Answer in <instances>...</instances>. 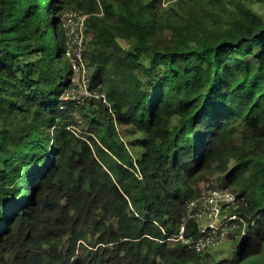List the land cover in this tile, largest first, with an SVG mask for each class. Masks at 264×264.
Segmentation results:
<instances>
[{"label": "trees", "instance_id": "16d2710c", "mask_svg": "<svg viewBox=\"0 0 264 264\" xmlns=\"http://www.w3.org/2000/svg\"><path fill=\"white\" fill-rule=\"evenodd\" d=\"M157 1L0 0V264H264V0H207L214 30ZM71 11L106 104L62 98ZM213 175L238 199L229 256L168 241L198 234Z\"/></svg>", "mask_w": 264, "mask_h": 264}, {"label": "built area", "instance_id": "2783aa9c", "mask_svg": "<svg viewBox=\"0 0 264 264\" xmlns=\"http://www.w3.org/2000/svg\"><path fill=\"white\" fill-rule=\"evenodd\" d=\"M103 16V12L99 14ZM89 15L77 11L67 12L63 16V28L66 31L69 58L74 70V87L67 91L62 98L77 103L86 100H101L107 103L103 85L92 81L84 52L90 43L87 25ZM237 196L230 189L208 188L203 196L194 200L190 205L188 220L194 221L199 230V236L185 235V225L179 234L171 235L168 241L183 242L199 252H205L223 242L230 232L239 227L241 218L233 211L238 208ZM231 211L228 216V212Z\"/></svg>", "mask_w": 264, "mask_h": 264}, {"label": "rangeland", "instance_id": "374dc122", "mask_svg": "<svg viewBox=\"0 0 264 264\" xmlns=\"http://www.w3.org/2000/svg\"><path fill=\"white\" fill-rule=\"evenodd\" d=\"M226 3L233 1V2H238V0H225ZM159 4H163V7L165 9H175V17L171 18L170 20H167L166 17L162 18L163 23H171L173 25H184L188 21H195L198 23H201L203 27H205L207 30H214V29H221L220 27L226 25L225 20L226 18L229 17V15H225L223 20L220 21V23L217 25L213 23V18L217 12L221 14V10L223 7L219 5L218 3H215L213 1L208 2L207 0H191L190 2H184L183 0H158L157 1ZM182 2V3H179ZM157 3V4H158ZM181 4V5H180ZM156 5V4H155ZM253 11L259 15V16H264V7H262L259 4H254L252 6ZM79 120V119H78ZM84 120V119H82ZM79 123L80 126L76 127V131L78 134L81 136H86L87 133V127L85 125V122L80 120ZM118 127V126H117ZM118 130L123 132V129L119 126ZM123 140L124 141H129V138H124L123 135ZM139 150L134 152V155H138ZM218 175H213L210 177V180L206 183H202L199 188H196L199 192L207 190L206 188H211L214 187L217 188L219 187V183L217 182ZM233 191V188L231 189ZM235 192V191H233ZM204 193V192H202ZM236 194V193H235ZM237 196V194H236ZM231 211L228 212V216L230 215ZM241 239V236L237 239L238 241ZM231 239L229 238L226 240L224 243L221 245L215 246L214 248L211 249V251H218L219 254L222 253L221 256H229L231 253L234 254L232 245H235L236 241H230ZM232 254V255H233Z\"/></svg>", "mask_w": 264, "mask_h": 264}, {"label": "clouds", "instance_id": "9594fccd", "mask_svg": "<svg viewBox=\"0 0 264 264\" xmlns=\"http://www.w3.org/2000/svg\"><path fill=\"white\" fill-rule=\"evenodd\" d=\"M213 188V187H212ZM217 188H221V187H217ZM206 189H208V188H206ZM222 189H229V188H222ZM231 190V189H230ZM232 191V190H231ZM233 192V191H232ZM234 194H235V192H233ZM236 195V194H235ZM234 214H236V213H234ZM240 221H242V220H240ZM185 225V224H184ZM184 225L182 226V228L184 227ZM182 230V229H181ZM180 230V231H181ZM185 230H186V227H185ZM231 231V230H230ZM186 232V231H185ZM180 233V232H179ZM178 233V234H179ZM230 233V232H229ZM175 235V234H174ZM177 235V234H176ZM185 235H186V233H185ZM192 236H194V235H192ZM196 236H199V232H198V234L196 235ZM186 237H189V236H187L186 235ZM229 239V234H228V237L223 241V242H221L220 244H217L216 246H218V245H221L222 243H224L226 240H228ZM230 241H233L232 239L230 240ZM185 244V243H184ZM186 245H188V244H186ZM188 246H190V245H188ZM215 247V246H214ZM214 247H212V248H214ZM211 248V249H212ZM211 249H209V250H207V251H205V252H208V251H211Z\"/></svg>", "mask_w": 264, "mask_h": 264}]
</instances>
